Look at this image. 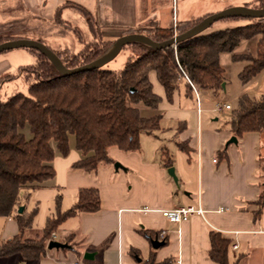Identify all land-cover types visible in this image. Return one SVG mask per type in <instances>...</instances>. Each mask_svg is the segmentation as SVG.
Segmentation results:
<instances>
[{
	"label": "crops",
	"instance_id": "crops-1",
	"mask_svg": "<svg viewBox=\"0 0 264 264\" xmlns=\"http://www.w3.org/2000/svg\"><path fill=\"white\" fill-rule=\"evenodd\" d=\"M41 1L42 6L49 2ZM55 1V9L65 3L81 6L104 36L116 39L128 29L161 28L175 33L174 20L175 24L190 21L230 6H249L257 0ZM3 59L0 76L9 68ZM148 76L153 92L160 97V130L153 138L141 134L136 151L110 147L111 157L121 167L101 163L94 171L74 167L82 155L70 134L67 153L55 150L54 177L34 189L23 187L20 191L25 213L35 210L32 227L23 233V237L33 238L41 234L48 216L75 203L79 189L98 190L97 211L69 216L53 233L52 240H70L73 248L48 249L46 245L37 259H26L19 252L0 254V264H140L150 258L155 263L168 260L161 264H218L209 256L212 230L229 241L230 263L264 264V205L260 208L256 202L264 192L261 132H245L236 137V143L226 145L233 136L229 120L220 123L212 110L203 108L211 102V89H199L198 108L185 79L179 81L168 100L156 73L150 71ZM205 111L210 119L207 112L203 115ZM175 137L174 149L166 148L177 182L162 164L160 151L163 142ZM180 142L186 143L185 150ZM175 150L181 154L178 159L176 154L173 157ZM188 205H200L204 214H193L179 223L162 215V210ZM18 234L13 214L0 215V244ZM153 238L164 244L153 248ZM132 249L137 254H132ZM84 252L94 253L93 259H84Z\"/></svg>",
	"mask_w": 264,
	"mask_h": 264
},
{
	"label": "trees",
	"instance_id": "trees-1",
	"mask_svg": "<svg viewBox=\"0 0 264 264\" xmlns=\"http://www.w3.org/2000/svg\"><path fill=\"white\" fill-rule=\"evenodd\" d=\"M249 6L262 8L264 0H257ZM63 7H72L85 17L88 15L81 6L65 3L56 9L57 21ZM204 17L177 23L175 33L185 32ZM237 18H247L249 23L211 32L204 30L167 48L153 49L139 42L128 43L124 47H129L130 55L119 70L102 66L63 75L43 53L28 48L36 53L34 63L20 66L17 74L5 76L7 80L20 76L27 84L26 91H17L4 100L0 99V215L12 213L19 226L18 235L0 244V254L19 252L26 259H37L44 253L60 222L77 213L94 212L100 208L98 190L81 188L75 203L48 216L41 234L33 238L23 237V233L32 227L35 210L30 213H25L24 209L21 213L17 211L23 187L34 189L54 177L52 160L55 150L67 153L70 134L74 135L76 148L82 155L73 166L94 171L100 163H114L110 147L116 146L124 152L136 151L141 134L154 135L160 130L161 113L156 112L160 97L152 90L150 71L156 73L168 100L181 79H185L188 91H192L187 78L198 89L208 88L215 94L224 83V69L220 64L223 52H229L234 61H246L239 73L242 82L258 74L264 68V17L229 16L222 19ZM86 20L95 35L92 39L70 54L51 49L66 68L80 67L95 60L114 41L103 39L91 18ZM4 26L0 25V43L19 38L14 30H1ZM132 32L143 33L157 42L169 39L174 33L161 28L144 32L128 29L123 33ZM256 35L255 54L234 52L241 40ZM38 41L44 43L41 39ZM140 105L156 113L144 115ZM230 110L228 122L233 136L264 129V94L257 98L242 94L236 107ZM178 145L186 149V143ZM160 151L162 164L172 166L167 148L162 146ZM256 202L260 208L264 205V192ZM209 236L210 258L218 264H232L228 257L229 241L213 230ZM65 242L70 244V240ZM131 252L137 254L134 249ZM164 262L155 263L150 258L140 264Z\"/></svg>",
	"mask_w": 264,
	"mask_h": 264
},
{
	"label": "rangeland",
	"instance_id": "rangeland-1",
	"mask_svg": "<svg viewBox=\"0 0 264 264\" xmlns=\"http://www.w3.org/2000/svg\"><path fill=\"white\" fill-rule=\"evenodd\" d=\"M40 1L41 0H38V2L37 0H0V22L12 19L5 23H0V25H5L1 27L3 28L1 30H14L15 35L19 38L41 39L50 49L57 52H67V54L76 52L82 47L83 43H86L95 36L92 27L90 29L87 24V17L91 18L95 27L93 25L91 26L102 34L94 18L89 13L87 17H85L72 7H65L61 9L60 19L57 21L55 17L56 1L49 0L46 6H42V1ZM248 21L249 19L247 18L219 19L214 21L205 31L211 32L218 29L244 26L249 23ZM145 30L152 29H140L139 31L144 32ZM124 34L127 33H122V35ZM103 39L113 38H108V36L103 35ZM257 41V35L248 39H243L238 46H236L234 52L237 54H255ZM35 55V51L24 47L0 52V60L5 57L3 59L4 62L9 64V68L0 76V99L4 100L17 91H26L27 84L20 76L8 80L5 76L7 74H17L18 67L34 63ZM129 55V47H122L119 53L106 63L104 67L111 70H119L125 66ZM220 56V63L224 69V87H221L215 94L213 93L211 102H207L203 108L207 110L210 109V112L212 110L214 116L218 117V121L223 123L225 120H229L230 109L236 107L238 98L242 94H247L254 98L264 94V68L244 83L240 80L239 73L246 64V61H234L229 52H223ZM225 104H229L231 108L225 109ZM140 110L144 115H151L159 112V110L155 112L144 105H140ZM206 112L207 111L203 112L204 116ZM207 116L210 119L209 112H207ZM260 132L262 139L260 160L264 164V129ZM150 137L153 138L154 135H150ZM176 138L177 137L172 139L168 138L162 145L169 149H174V139L176 140ZM228 140L225 142L226 145L228 144ZM175 154L177 159L178 156H181L179 151L176 150L173 153V157H175ZM115 163L119 162L115 161L113 166ZM262 178L264 182V176H262Z\"/></svg>",
	"mask_w": 264,
	"mask_h": 264
},
{
	"label": "water",
	"instance_id": "water-1",
	"mask_svg": "<svg viewBox=\"0 0 264 264\" xmlns=\"http://www.w3.org/2000/svg\"><path fill=\"white\" fill-rule=\"evenodd\" d=\"M229 16H244V17H253V18H263L264 17V7L262 8H255V7H249L246 5L241 6H230L223 10H220L218 12L212 13L204 17L198 24L193 26L192 28L186 30L183 33L180 34H174L169 39L164 41H154L149 36L143 34V33H127L124 35L119 36L116 38L111 46L98 58L95 60L84 64L80 67L76 68H66L60 58L44 43L34 40V39H28V38H16L12 40H6L4 42L0 43V52L6 51L8 49L13 48H36L41 53H43L53 64L54 66L61 72L63 75L72 74L78 71L83 70H91L94 68H99L104 66L106 63H108L110 60H112L121 50L124 45L131 43V42H139L142 44H145L153 49H162L167 48L169 46H173L176 43L192 38L201 32H203L205 29H207L214 21L222 19L224 17ZM221 87H224V83ZM237 139L235 136H231L228 140V143L234 142L236 143ZM121 167L119 163L114 164V168L118 169ZM168 174L173 178L174 182H177V177L174 173V168L172 166L168 167L167 169ZM23 206H19L17 211L18 213H21L23 211ZM151 245L153 248H158L164 244L163 240H158L157 238H153L150 240ZM48 249L52 248H71V246L66 242H60L57 240H50L47 244ZM94 257V253L92 252H84L83 258L87 260H92ZM138 261H140V258H137Z\"/></svg>",
	"mask_w": 264,
	"mask_h": 264
},
{
	"label": "built area",
	"instance_id": "built-area-1",
	"mask_svg": "<svg viewBox=\"0 0 264 264\" xmlns=\"http://www.w3.org/2000/svg\"><path fill=\"white\" fill-rule=\"evenodd\" d=\"M174 19V18H173ZM174 26H175V20H174ZM175 34V33H174ZM173 34V35H174ZM174 46V45H173ZM188 82L191 85L192 91L194 93V96L196 98L197 106L199 108L200 106V97H199V89L195 87L187 78ZM225 109H230L229 104L224 105ZM193 214H204V210L201 208L200 205L194 206V205H188V206H180L172 209H166L162 210V215L169 221L174 222V223H179L181 221L187 220L191 215ZM54 234H52V237ZM233 248L236 247L235 244L232 246ZM71 264H81L79 261H74Z\"/></svg>",
	"mask_w": 264,
	"mask_h": 264
},
{
	"label": "bare ground",
	"instance_id": "bare-ground-1",
	"mask_svg": "<svg viewBox=\"0 0 264 264\" xmlns=\"http://www.w3.org/2000/svg\"><path fill=\"white\" fill-rule=\"evenodd\" d=\"M176 34V33H175Z\"/></svg>",
	"mask_w": 264,
	"mask_h": 264
}]
</instances>
